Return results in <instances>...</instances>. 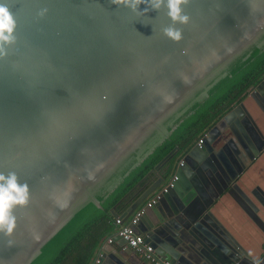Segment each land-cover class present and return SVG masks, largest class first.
Listing matches in <instances>:
<instances>
[{"label":"water","instance_id":"95a60500","mask_svg":"<svg viewBox=\"0 0 264 264\" xmlns=\"http://www.w3.org/2000/svg\"><path fill=\"white\" fill-rule=\"evenodd\" d=\"M0 4L18 24L17 43L0 60V173L15 172L31 196L27 207L15 209L14 236L0 233V264H32L78 212L90 203L101 208L97 194L110 179L119 177L113 188L134 159L141 163L169 137L168 126L205 99L237 59L264 45V0H189L183 6L188 25L173 24L166 6L137 15L109 0ZM43 8L48 13L41 18ZM168 27L180 29L182 41L166 37ZM257 94L264 95V80L255 86L252 95ZM227 129L242 148L240 133L245 136L250 144L243 149L251 160L262 151L264 140L241 102L170 175L161 176L177 149L165 157L126 213L111 211L126 223L168 186L132 228L171 264H200L196 251L210 264H241L238 247L221 242L211 213L224 191L264 230L256 207L236 184L244 167H234L228 153L234 141L216 150ZM254 194L264 203V196ZM215 242L221 250H210ZM125 245L118 235L105 241L98 264H147Z\"/></svg>","mask_w":264,"mask_h":264},{"label":"trees","instance_id":"16d2710c","mask_svg":"<svg viewBox=\"0 0 264 264\" xmlns=\"http://www.w3.org/2000/svg\"><path fill=\"white\" fill-rule=\"evenodd\" d=\"M264 80V45L254 48L247 57L237 59L227 75L214 85L208 96L195 103L183 116L168 126L171 133L141 162H133L119 177L110 179L97 199L101 208L90 203L42 249L32 264H91L104 239L116 230L115 208L121 216L149 187L154 175L149 173L177 149V153L159 170V175H170L176 164L197 144L199 138L223 116L242 102L250 89Z\"/></svg>","mask_w":264,"mask_h":264},{"label":"crops","instance_id":"0c3cea01","mask_svg":"<svg viewBox=\"0 0 264 264\" xmlns=\"http://www.w3.org/2000/svg\"><path fill=\"white\" fill-rule=\"evenodd\" d=\"M254 88L255 86L250 89L246 98L242 102L245 106V110L256 123L261 138L264 140V95L257 94L253 96L252 93ZM240 136L243 140V148L244 145L248 148L250 143L241 133ZM230 140H233V143L235 144L234 147L231 145L227 147L228 153L233 155L235 163H237V165L234 164V167H241L242 165L244 167L236 184L252 201L257 209L256 214L258 219L264 226V203H262L254 194V192H256V194L260 193L258 196H264V146L259 155L254 160H251L246 155L245 149L242 148L237 138H235L233 132L230 129H227L226 133L215 144L216 150L218 151L225 147ZM259 143H261L260 140ZM237 147L240 153V159L234 155L237 152V150H235ZM262 199L264 200V197ZM211 213L218 229V233H220L224 239H221V242L228 248L230 246H234L235 248L238 247V251L241 253V264H264V230L250 217L247 211L234 197H232L227 191H224L223 194L214 200L211 207ZM118 228L119 227H116V230L112 235L118 231ZM214 236L215 240H217L218 234L216 233ZM108 237L104 239L103 243ZM114 246L118 250H122V247L117 243H114ZM210 248V250L219 248L218 243L215 242L214 247L212 246ZM127 250L129 252H135L131 249ZM219 250L221 249L219 248ZM100 254L101 253L98 249L91 264L95 263V260ZM196 255L200 264H210V262L201 254H198V251H196ZM139 257L143 259L141 255H139ZM147 264L149 263L147 262ZM189 264L196 263L190 262Z\"/></svg>","mask_w":264,"mask_h":264},{"label":"clouds","instance_id":"9594fccd","mask_svg":"<svg viewBox=\"0 0 264 264\" xmlns=\"http://www.w3.org/2000/svg\"><path fill=\"white\" fill-rule=\"evenodd\" d=\"M189 0H109L116 8L126 7L137 15L147 14L149 10L159 11L166 6L168 16L173 24L188 25L190 17L184 14L183 6ZM144 5L143 11L140 6ZM255 10V9H252ZM48 9L43 8L38 15L43 18L47 15ZM18 24L11 9L0 4V60H6L9 56V49L17 43L16 31ZM164 35L174 42L183 39V33L175 27H168L163 30ZM171 102V98H168ZM30 188L27 183L21 184L15 172L5 176L0 173V233L11 238L17 229V218L15 209L27 207L30 202ZM14 243L9 239V247Z\"/></svg>","mask_w":264,"mask_h":264},{"label":"built area","instance_id":"2783aa9c","mask_svg":"<svg viewBox=\"0 0 264 264\" xmlns=\"http://www.w3.org/2000/svg\"><path fill=\"white\" fill-rule=\"evenodd\" d=\"M207 133V132H206ZM206 133H204L198 140V144L202 143V138L206 136ZM182 160L180 161V163ZM169 183L168 185H170ZM168 186H163L162 189L155 194L152 195V197L148 200V202L136 210V212L128 219L126 223H123V220L120 218L116 219V225L118 228V231L107 238L108 243L113 242V238L115 236L122 237L126 241V245L124 249H131L135 251L137 254L141 255L143 259L148 262L149 264H171L169 261L164 260L161 256L157 254L154 247L146 240V238L137 233L133 228L132 225H137L140 217L142 216L144 212L145 207H152L154 204L158 202V200L161 197V194L165 191H167ZM100 256L97 257L95 260V264H98L100 262Z\"/></svg>","mask_w":264,"mask_h":264}]
</instances>
